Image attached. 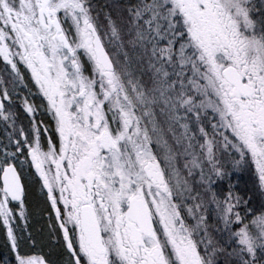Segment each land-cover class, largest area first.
Wrapping results in <instances>:
<instances>
[{
    "label": "snow or ice",
    "instance_id": "6c2138e0",
    "mask_svg": "<svg viewBox=\"0 0 264 264\" xmlns=\"http://www.w3.org/2000/svg\"><path fill=\"white\" fill-rule=\"evenodd\" d=\"M0 129V264H264V0H0Z\"/></svg>",
    "mask_w": 264,
    "mask_h": 264
},
{
    "label": "trees",
    "instance_id": "16d2710c",
    "mask_svg": "<svg viewBox=\"0 0 264 264\" xmlns=\"http://www.w3.org/2000/svg\"><path fill=\"white\" fill-rule=\"evenodd\" d=\"M41 226H43V221H40L39 223H37L36 225H35V227L38 229V228H40ZM3 252V249H0V253H2Z\"/></svg>",
    "mask_w": 264,
    "mask_h": 264
},
{
    "label": "flooded vegetation",
    "instance_id": "af4514ba",
    "mask_svg": "<svg viewBox=\"0 0 264 264\" xmlns=\"http://www.w3.org/2000/svg\"><path fill=\"white\" fill-rule=\"evenodd\" d=\"M0 134H2V129H0Z\"/></svg>",
    "mask_w": 264,
    "mask_h": 264
}]
</instances>
